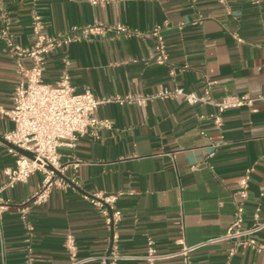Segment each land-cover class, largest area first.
Wrapping results in <instances>:
<instances>
[{"label":"crops","instance_id":"crops-1","mask_svg":"<svg viewBox=\"0 0 264 264\" xmlns=\"http://www.w3.org/2000/svg\"><path fill=\"white\" fill-rule=\"evenodd\" d=\"M35 15L50 35L97 22L128 32L79 38L47 55L45 82L55 84L67 72L76 91L90 87L106 101L96 112V132L59 149L63 185L30 206L25 218L20 207L43 175L6 186L4 170L15 166L17 155L2 137L13 122L0 110V196L9 203L1 218L0 264H69V233L83 264H99L112 245L122 255L119 264H181L182 242L205 241L192 252V264H264V252L239 247L230 256L233 242L219 240L234 219L238 180L246 174L243 226H251L257 207L264 218V100L227 108L219 127L213 103L156 96L163 87L199 96L209 88L215 101L264 93V0H0L5 109L13 106L20 71L3 32L32 45ZM157 28L163 63L156 60ZM129 94L150 99L144 105L116 100ZM95 192L121 193L123 215L114 229L92 204ZM149 239L161 256L154 263L145 258Z\"/></svg>","mask_w":264,"mask_h":264},{"label":"built area","instance_id":"built-area-1","mask_svg":"<svg viewBox=\"0 0 264 264\" xmlns=\"http://www.w3.org/2000/svg\"><path fill=\"white\" fill-rule=\"evenodd\" d=\"M90 1L97 4L104 0ZM33 27L36 39L30 46L16 43L7 31L3 32L7 48L18 61L20 77L12 96L13 106L10 109L0 107L2 114L9 117L14 125L2 137L16 147L34 154V158H30L10 147V150L16 153L17 157L15 166L7 167L4 170L8 178L6 186L12 187L18 182H27L37 171L43 175L34 194L20 207L23 218L26 217L30 206L47 201L54 186L63 185L60 175L64 171V166L60 162L59 149L63 146L74 147L80 137L92 130L94 133L96 132L100 124L96 112L99 105L106 101V99L96 97L90 87L76 91L67 72H63L55 84L45 82L43 72L47 55L58 47L68 45L79 38H88L109 30L128 32V29L123 25L109 26L97 22L84 27L74 26L71 32L64 35H50L43 31V24L39 15L34 16ZM154 34L158 39L156 60L163 63L167 56L158 28L155 29ZM26 59L29 61L28 67L22 63ZM177 95L184 96L189 103L200 101L216 105L218 113L214 115V123L219 127L223 123L222 113L227 108L252 104L256 100H264V93H262L256 97L229 95L221 101H215L210 95L209 88L206 89L204 96H199L193 91H184L182 88L170 90L164 87L156 94V96L163 98ZM149 99V96L131 94L116 98L120 102L132 101L138 105H144ZM120 195L121 193L95 192L90 197L92 204L100 209L106 225L112 229L122 220L123 213L117 207ZM235 197L234 219L219 240L233 242L229 251L230 256L234 255L239 247H249L258 252H264V236L258 239V235L264 232V218H261L260 207L254 211L251 226H243L245 204L249 197L247 174L238 180ZM8 205L9 203L0 196V225L2 214ZM207 242L194 246L182 242V246L177 252L182 257L181 264H192V252ZM65 245L69 252V264H83L86 261V259L78 257L77 244L72 233L67 235ZM121 258L122 255L118 247L112 245L109 252L99 256V264H119ZM145 258L150 263L161 258L156 252L152 239L148 241Z\"/></svg>","mask_w":264,"mask_h":264},{"label":"water","instance_id":"water-1","mask_svg":"<svg viewBox=\"0 0 264 264\" xmlns=\"http://www.w3.org/2000/svg\"><path fill=\"white\" fill-rule=\"evenodd\" d=\"M0 138H2V137H0ZM5 140V139H4ZM6 141V140H5ZM6 143L10 146V147H12V148H14L17 152H19V153H21V154H24V155H26V156H28V157H30V158H34V154L32 153V152H29V151H27V150H24V149H22V148H19V147H16L15 145H13L12 143H10V142H8V141H6ZM51 168V167H50ZM110 251V250H109ZM108 251V252H109Z\"/></svg>","mask_w":264,"mask_h":264}]
</instances>
